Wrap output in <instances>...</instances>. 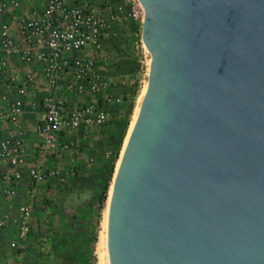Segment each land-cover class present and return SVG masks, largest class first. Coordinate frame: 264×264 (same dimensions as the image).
I'll return each instance as SVG.
<instances>
[{
  "label": "water",
  "instance_id": "water-1",
  "mask_svg": "<svg viewBox=\"0 0 264 264\" xmlns=\"http://www.w3.org/2000/svg\"><path fill=\"white\" fill-rule=\"evenodd\" d=\"M147 88L109 264H264V0H138Z\"/></svg>",
  "mask_w": 264,
  "mask_h": 264
},
{
  "label": "built area",
  "instance_id": "built-area-1",
  "mask_svg": "<svg viewBox=\"0 0 264 264\" xmlns=\"http://www.w3.org/2000/svg\"><path fill=\"white\" fill-rule=\"evenodd\" d=\"M132 1L133 17L142 24L143 10L138 0ZM38 2L0 0V91L8 92L16 85H20V94L32 89L37 81L33 73H24L20 80L15 70L39 67L46 87L52 91L38 102L43 105L37 126L42 140L40 153L55 151L57 162H61L63 154L57 150L61 134L108 121L106 110L99 105L71 109L67 102V98L93 95L104 87L97 61L89 54L101 48L105 22L100 13L91 8L81 10L73 1L50 0L42 11ZM63 92L65 95L60 96ZM3 100L14 105L25 102ZM17 123L15 110H0V163L13 168L0 170V264H39L44 243L37 222V189L46 179L64 185L66 177L59 168L51 170L49 176L35 167L27 174L23 171L22 140L2 135L3 128Z\"/></svg>",
  "mask_w": 264,
  "mask_h": 264
},
{
  "label": "rangeland",
  "instance_id": "rangeland-1",
  "mask_svg": "<svg viewBox=\"0 0 264 264\" xmlns=\"http://www.w3.org/2000/svg\"><path fill=\"white\" fill-rule=\"evenodd\" d=\"M68 1H73L81 10L91 8L100 13L105 22L101 48L89 54L97 61L104 87L96 94L82 95L91 96L92 101L76 107L99 105L106 110L108 121L102 126L69 132L64 142L61 139L65 134L59 136L57 150L59 154L62 152L65 161L61 167H64L66 182L60 185L46 179L37 189V222L44 243L39 264H61L67 255H73L74 261L68 257L66 262L74 264H108L103 259L107 203L135 110L147 87L150 56L141 42L142 24L133 17L132 0ZM24 73H17L20 80ZM33 88L20 94V85L13 86L8 91L13 96L10 99L25 98V102L14 105L3 101L1 110H15L19 123L25 110L43 113V105L38 102L52 91L45 88L37 103L28 104ZM64 95L65 92L61 94ZM25 137L21 139L25 170L35 167L41 172L47 171L49 176L58 164L55 151L41 154L38 139ZM65 145L69 148L65 149ZM30 163L35 165L30 167ZM56 248L67 249L69 253L57 254Z\"/></svg>",
  "mask_w": 264,
  "mask_h": 264
},
{
  "label": "crops",
  "instance_id": "crops-1",
  "mask_svg": "<svg viewBox=\"0 0 264 264\" xmlns=\"http://www.w3.org/2000/svg\"><path fill=\"white\" fill-rule=\"evenodd\" d=\"M47 0H40V2L37 3L38 5V10L39 11H42L45 7V3H46ZM33 72V75L36 77L37 81H36V85L34 86L33 88V91H32V95L30 97V99L28 100V104L32 103L33 102H36L40 97H41V94H43V91L42 90H45L46 87V84H45V81H44V76H43V73L42 71L39 69L38 66H33V67H28V68H25L24 69V72ZM15 72L19 73H24L23 70L21 69H17L15 70ZM49 89V88H48ZM13 98V96L11 94H8L7 91L5 90H1L0 91V103L3 102L4 98ZM61 96V94H60ZM25 100V98H24ZM89 101H92V97L91 96H80V95H76L74 97H71V98H67V102H68V105L71 109H75L77 108L76 106H78V104H81V103H89ZM2 104H5V103H2ZM0 106H2L0 104ZM2 108L0 107V110ZM24 117L23 118H20V123L18 121L17 125L15 127H11L10 129L5 127L3 128L2 130V135L4 137L8 136V137H14L13 141L15 139H23L22 137L26 136V140L28 139V137H36V139H38V146L40 144V142L42 141L41 138L36 134V126L37 124L40 122V116L42 115L43 116V113H39L38 112H31L30 110H25L24 112ZM19 119V118H18ZM82 129V128H81ZM87 131V130H86ZM70 134V133H69ZM69 134H65L64 137L61 139L62 142H64ZM24 135V136H23ZM25 145H26V142H25ZM30 161V159H29ZM73 161V160H72ZM56 163V162H54ZM65 161L61 160V162H58L57 164V168L59 169H64V167H61V165H64ZM8 164H6L5 162L3 163H0V170H5V169H13L12 167H8L7 166ZM30 165V167L34 166L35 163L33 164H28ZM51 165H55V164H51ZM23 171L27 174V171L25 170V167L23 166Z\"/></svg>",
  "mask_w": 264,
  "mask_h": 264
},
{
  "label": "bare ground",
  "instance_id": "bare-ground-1",
  "mask_svg": "<svg viewBox=\"0 0 264 264\" xmlns=\"http://www.w3.org/2000/svg\"><path fill=\"white\" fill-rule=\"evenodd\" d=\"M147 88V87H146ZM146 88H145V90L143 91V94H142V97H141V100H140V103L138 104V106H137V108H136V110H135V113H134V117H133V121H132V124H131V126H130V129H129V133H128V136H127V138H126V142H125V146H124V149H125V147H126V144H127V141H128V138H129V136H130V133H131V130H132V128H133V126H134V123H135V121H136V119H137V116H138V112H139V106H140V104H141V101H142V99H143V96H144V94H145V92H146ZM124 149H123V151H122V154H121V157H120V159H119V161H118V164H117V168H116V173H117V170H118V168H119V165H120V162H121V158H122V155H123V152H124ZM116 173H115V176H116ZM115 176H114V178H115ZM113 182H114V180H113ZM112 190H113V183H112V187H111V190H110V196H109V201H108V206H107V212H106V223H105V236L103 237V243H104V246H105V253H104V255H103V259H104V261H106L108 264H109V257H108V249H107V227H108V213H109V205H110V200H111V196H112ZM104 231V230H103ZM102 246V245H101ZM99 254V253H98ZM103 261V262H104Z\"/></svg>",
  "mask_w": 264,
  "mask_h": 264
},
{
  "label": "trees",
  "instance_id": "trees-1",
  "mask_svg": "<svg viewBox=\"0 0 264 264\" xmlns=\"http://www.w3.org/2000/svg\"><path fill=\"white\" fill-rule=\"evenodd\" d=\"M69 250L67 249H63V248H56V253L58 254L59 252H65V253H69ZM67 255V254H66ZM67 258L69 257L70 261H74V256L73 255H67ZM68 264V263H67Z\"/></svg>",
  "mask_w": 264,
  "mask_h": 264
},
{
  "label": "flooded vegetation",
  "instance_id": "flooded-vegetation-1",
  "mask_svg": "<svg viewBox=\"0 0 264 264\" xmlns=\"http://www.w3.org/2000/svg\"><path fill=\"white\" fill-rule=\"evenodd\" d=\"M65 259H67V257L66 256H63V258H62V260L60 261L61 262V264H74V263H72V262H66V260Z\"/></svg>",
  "mask_w": 264,
  "mask_h": 264
}]
</instances>
